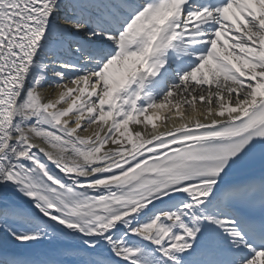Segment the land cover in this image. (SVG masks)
<instances>
[{
    "label": "snow or ice",
    "instance_id": "snow-or-ice-1",
    "mask_svg": "<svg viewBox=\"0 0 264 264\" xmlns=\"http://www.w3.org/2000/svg\"><path fill=\"white\" fill-rule=\"evenodd\" d=\"M0 264H264V0H0Z\"/></svg>",
    "mask_w": 264,
    "mask_h": 264
},
{
    "label": "bare ground",
    "instance_id": "bare-ground-1",
    "mask_svg": "<svg viewBox=\"0 0 264 264\" xmlns=\"http://www.w3.org/2000/svg\"><path fill=\"white\" fill-rule=\"evenodd\" d=\"M201 107L202 105L200 103H197V108H201ZM170 109L172 110L169 111ZM179 110L184 112L185 116L192 111V109L187 105H182ZM169 117L171 119H169ZM172 120H174L176 123H179L180 117L176 115V110L170 104L165 109L158 110V115L154 119L153 123L156 125L158 130H165L166 127H170ZM138 127L140 129H143L146 135L149 134L152 130V125H140ZM82 134L86 135L87 133H82Z\"/></svg>",
    "mask_w": 264,
    "mask_h": 264
}]
</instances>
